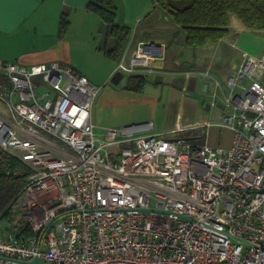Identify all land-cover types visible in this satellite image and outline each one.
I'll return each instance as SVG.
<instances>
[{
	"label": "built area",
	"instance_id": "obj_1",
	"mask_svg": "<svg viewBox=\"0 0 264 264\" xmlns=\"http://www.w3.org/2000/svg\"><path fill=\"white\" fill-rule=\"evenodd\" d=\"M164 60L143 40L117 71ZM0 80V149L27 177L0 219V264H264V53L242 52L226 88L212 79L230 149L142 135L152 123L98 135L101 87L60 62L0 63Z\"/></svg>",
	"mask_w": 264,
	"mask_h": 264
},
{
	"label": "crops",
	"instance_id": "obj_2",
	"mask_svg": "<svg viewBox=\"0 0 264 264\" xmlns=\"http://www.w3.org/2000/svg\"><path fill=\"white\" fill-rule=\"evenodd\" d=\"M88 2L89 0H3L2 5H0V63H18L31 67L38 64L60 62L87 77L92 84L101 87L92 112V119L97 126V130L139 124L143 121L148 122L153 117L154 105L152 101H148L145 90L143 93L126 90L125 84L129 75L123 74L122 80L125 76H128L123 83L122 80L118 84L112 83V79L117 73L119 61L126 53L128 55L132 53L139 41H154L165 45V60L159 61L157 63L158 70L151 73L155 76L156 82L161 83L165 76H178L183 81L181 89L186 87L191 92L196 90L198 85V78L195 76L201 75V88L204 91V85L208 83L206 92H209L210 87L213 85V77L211 74V79L204 77L205 70L197 72L182 70L181 61L175 58L171 68H168L166 57L168 42L166 36L159 29L162 27V30L163 26L170 24L171 21L170 17L162 12L159 13V19L162 23L158 26L154 27L151 21L146 22L145 18L153 8L151 0H124L125 10L127 9L125 14L126 23L130 25L132 23L134 30L126 50L118 60L108 58L103 51H100L106 46V43L103 44L104 46L101 45L103 39H105L103 31H106L107 26L102 19H97L99 17L96 14L88 11ZM64 13L69 17L70 29L63 37L60 35V24ZM139 26H141V29H139ZM95 31L102 33V38L98 40L96 46V54L98 55L96 57L99 63H105L103 74L99 79L95 78L96 75L91 73L83 63H80V60H84V58L89 60L95 52L93 49V44L95 45L97 40L93 36ZM151 31H157L158 34L153 36ZM219 43L231 45L232 47L237 45L238 47L237 40L231 36ZM111 44L114 46L113 42ZM240 61L241 54L232 69L227 70L226 81ZM187 76L189 78L188 85ZM223 86L226 88V84ZM181 92L184 93L183 90ZM219 107L222 108L221 103ZM211 110L209 108V111ZM0 112L6 113L1 103ZM144 132L141 134L146 136L163 135L164 133L163 130H155L147 134H144ZM189 138H192L191 142L198 139L197 136Z\"/></svg>",
	"mask_w": 264,
	"mask_h": 264
},
{
	"label": "rangeland",
	"instance_id": "obj_3",
	"mask_svg": "<svg viewBox=\"0 0 264 264\" xmlns=\"http://www.w3.org/2000/svg\"><path fill=\"white\" fill-rule=\"evenodd\" d=\"M153 3V8L150 13L147 14L145 20L146 22H152L155 26L162 23L159 19V13L163 11L156 8L155 0H151ZM118 6L117 22L122 25H128L132 28L133 24L126 23L124 0H116ZM68 14V11H67ZM99 17V16H98ZM97 19H101L100 17ZM143 19V18H142ZM170 24H166L160 27V32L166 36L167 39V66L171 68L173 64V59H178L181 61L182 70H189L193 72L197 71H209L214 79L219 80L223 85H225V76L228 75L227 70H231L235 62L239 58L242 52H247L252 56H260L264 53V34L259 30H251L246 28L239 18L231 14L229 16V29L230 36L234 37L238 42V47L227 45L224 43L219 44H209L205 49L192 50L185 44L186 33L181 27L174 24L173 20L170 18ZM141 29V26H139ZM107 30V29H106ZM106 31H103L102 45L105 44L109 49H112L111 41L106 39ZM151 34L155 36L158 34L157 31H151ZM95 38V45L93 44L94 54L87 60H80L86 68L90 70L91 73L96 75L95 78L99 79L104 71L105 63L98 62L96 56V46L98 45V40L102 38V33L95 31L93 34ZM105 48V47H104ZM104 48L100 51H103ZM240 50H238V49ZM242 51V52H241ZM82 61V62H81ZM95 61H97L95 63ZM149 83L145 88V95L148 101H152L153 117L148 122L152 123V127L149 130H145L144 134L153 131L163 130L166 137H173L178 135L179 137L189 138L191 136H197L198 139L192 141L195 145H201L207 143L211 148H224L230 149L234 139V131L223 128L219 125L220 117L222 115L221 111L217 108H213L211 111L207 110V105L210 104L212 94L214 92V86L210 87L209 92H204L201 88V75H196L198 78V85L196 90L188 91L186 87H182L181 77H164L161 83L156 82L155 76L146 75ZM128 76H125L122 83L126 81ZM204 77H208L204 75ZM187 85L189 82L188 76ZM94 82V81H93ZM98 84V83H96ZM183 90L184 93L181 91ZM223 93L227 91H219L218 102L222 104ZM212 123V126L202 128V124ZM141 124V123H139ZM105 129L97 130V134H102ZM196 134V135H195ZM12 215V213H11ZM10 219V218H8ZM17 219H20L18 217ZM7 220V219H6ZM8 221H4V225Z\"/></svg>",
	"mask_w": 264,
	"mask_h": 264
},
{
	"label": "trees",
	"instance_id": "obj_4",
	"mask_svg": "<svg viewBox=\"0 0 264 264\" xmlns=\"http://www.w3.org/2000/svg\"><path fill=\"white\" fill-rule=\"evenodd\" d=\"M156 8L168 15L186 33L185 44L196 51L209 44H218L230 36L229 16L236 15L242 24L264 34V0H155ZM88 11L99 16L107 26L106 39L114 43L104 48V55L118 60L126 50L132 28L117 22L116 0H89ZM70 20L66 13L61 17L60 35L66 36ZM149 83L146 75H131L125 88L143 93ZM196 140V139H195ZM22 164L0 149V219L11 218L9 206L17 199L27 177L15 174ZM26 230V229H25Z\"/></svg>",
	"mask_w": 264,
	"mask_h": 264
},
{
	"label": "water",
	"instance_id": "obj_5",
	"mask_svg": "<svg viewBox=\"0 0 264 264\" xmlns=\"http://www.w3.org/2000/svg\"><path fill=\"white\" fill-rule=\"evenodd\" d=\"M123 78V73L120 72V71H117V73L114 75L113 79H112V83L114 84H118ZM207 88H208V83H206L204 85V91L206 92L207 91ZM210 106L207 105V110H209ZM186 141H190L192 138H184ZM175 140H178V139H175ZM35 264L38 263L37 260L34 261Z\"/></svg>",
	"mask_w": 264,
	"mask_h": 264
},
{
	"label": "snow or ice",
	"instance_id": "obj_6",
	"mask_svg": "<svg viewBox=\"0 0 264 264\" xmlns=\"http://www.w3.org/2000/svg\"><path fill=\"white\" fill-rule=\"evenodd\" d=\"M2 3H3V0H0V5H2Z\"/></svg>",
	"mask_w": 264,
	"mask_h": 264
}]
</instances>
